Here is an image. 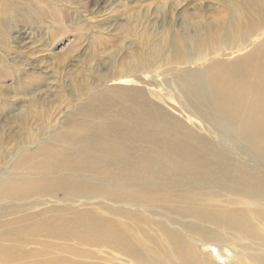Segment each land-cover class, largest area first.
Listing matches in <instances>:
<instances>
[{"label": "rangeland", "instance_id": "374dc122", "mask_svg": "<svg viewBox=\"0 0 264 264\" xmlns=\"http://www.w3.org/2000/svg\"><path fill=\"white\" fill-rule=\"evenodd\" d=\"M232 15L258 22L264 39V0H0V264H176L155 235L157 225L145 220L143 208L157 213L151 191L128 176L130 164L153 152L158 166L181 182L199 174L200 166L187 163L224 161L248 179L235 186L264 192V166L231 132L238 119L258 121L254 132L264 136V110L255 107L264 102V52H255L251 64L240 61L251 47L229 55L250 37L244 26L237 33L227 24ZM202 37L211 39L207 47L190 42ZM182 39L185 56L169 60ZM147 58L153 62L142 69ZM129 67L135 75L146 70L161 96L106 82ZM217 81L224 86L215 92L208 85ZM146 109L163 116L156 122ZM155 124L162 126L159 136L168 134L163 141L151 138L154 129L145 131ZM176 135L194 139L193 162L170 158L179 150ZM115 167L117 175L101 178L102 170ZM84 180L88 189L81 188ZM215 185L223 189L205 203L231 211L243 227L228 229L223 243L207 239L214 227L204 222L175 219L179 230L194 246L208 243L203 247L221 264L225 248L234 247L236 264H264L263 200ZM177 187L183 194L195 183ZM159 209L176 218L166 206ZM95 220L113 224L119 235L82 238ZM201 223L192 228L197 236L188 237L185 227Z\"/></svg>", "mask_w": 264, "mask_h": 264}, {"label": "bare ground", "instance_id": "6f19581e", "mask_svg": "<svg viewBox=\"0 0 264 264\" xmlns=\"http://www.w3.org/2000/svg\"><path fill=\"white\" fill-rule=\"evenodd\" d=\"M227 24L228 25L230 24L231 28L237 26L235 28L237 33L240 32V29L243 28V26L246 28V31L250 33L249 35L250 37L241 40L240 43L237 44V49L232 50V52L229 53V55L237 52H242L246 50L248 47H251V49L248 50L249 51L248 53H243V56L245 55V57L242 60H240V61H245L246 64H251L253 62L254 56H257L254 54L255 52H264V39L262 36H257L259 30H256V28L259 23L253 21L249 16L241 17L240 15L237 16L232 15L230 21ZM194 39H191L190 41L193 45L194 44L196 45V42H200L202 45L206 47L211 41V39L210 41L209 40L206 41L203 37L194 38ZM243 44H247V45H243ZM185 47L187 46L183 43V39H182L180 41L179 47L175 48L171 52V54H168V59L173 61L181 56H185L184 55ZM156 53H158V51L151 54L150 56H154L155 58ZM154 58L145 59L144 61L139 63V66H141L142 69L148 68L153 62ZM256 67L260 68L261 66L259 63H257ZM129 70L122 71L111 76V78H109L106 82H111L112 85H114L112 86L114 89H123V90H129L131 85H140L145 89H147L148 91H150L151 93H156L157 94L156 96H161V90L159 86L153 83L151 77L148 76L149 74H147L146 70H144L141 74L138 75L134 74L133 67H129ZM214 73L218 78L223 75L222 71H215ZM223 86L224 85L219 81L211 82V84L208 85V87L214 90L215 92L223 88ZM255 107H257L259 110H264V102L255 104ZM236 109L237 108L235 105L229 107L227 110V115L228 116L234 115L232 113H236ZM145 112H146L145 115L148 116L149 118L155 117L154 119L156 122L159 121L156 117L163 116L161 110L147 111L146 109ZM223 115L227 117L224 113ZM236 122H237L235 126L236 128L231 132L238 139L243 140L248 147H250V150L254 153L255 156L259 157L258 159L260 160V163L262 164V166H264V157H263L264 145H260V143L262 142L260 140L264 138V136L261 131L254 132L259 126V122L254 121L250 125L246 124L241 119H238ZM146 127H147L145 129L146 132L153 129L156 131L155 135H150L152 139H158L159 141H163L166 137H168V134H161L162 136H159L158 132L160 131V128L158 127H162V126L155 124V125H148ZM210 133L215 134L214 130H212ZM180 139H184V140H180ZM173 140L178 142L179 150L172 151L173 155L170 158L177 159L185 156L188 160H190V162H193L195 159L198 158L197 147L195 146L194 139L192 137L176 135L173 138ZM250 141L256 144H253ZM141 156H143V154H141ZM82 157L85 158L84 155H82ZM169 159L163 160L164 163H167ZM75 161L79 164L78 157L75 158ZM67 163L70 162L68 161ZM187 164H195L200 166V168L198 170L199 174L196 176V178H192L189 181V182L193 181L195 183V188L193 190L184 189L183 194L180 193L179 188L177 186H182L184 184L186 185L189 182H181L179 180H176L172 178L168 173L163 171V169L161 168L162 165L158 166L157 164V158L154 152L151 155H148L146 158H137L132 164H130L129 168L131 169V173L128 176H133L137 178L139 180V184L141 187H145L151 191L148 200L152 201L153 203L152 209H155L157 213L152 215L150 212H148L146 208H143V214L146 217L145 220L148 221L149 224H151V226L157 225V227L154 229V232L156 233L155 235L156 237H161V239L163 238L165 240L168 248L171 249L173 254L170 256L172 260L176 262V264H200L202 263V261L206 262L205 264H221L219 263V261L221 262V259H218L219 260L218 261L217 259L214 258L215 257L214 255L208 252L207 249L208 247L207 248L203 247V245L206 246L208 243L204 242L200 244V246H194L193 244L189 243L190 241H188L183 235V233H185L184 228H183V232L179 230V227L182 225L181 223L183 221H187L188 223L204 222L208 225L209 224L211 226L213 225L214 228L208 227V232L209 234H212L214 238L207 237V239H211V240L219 239L221 241L222 239H225L230 233L228 229H239L242 228L243 225L233 220L232 217L233 215L231 211L224 210L219 208L218 206H212L205 203V200L208 197H210L211 194L218 195L220 192L219 190L223 189L221 186L217 188L215 183L220 182L221 185L226 184L227 186L225 189H234L241 192H245L246 195L250 196L253 200L260 199L263 200V202H264V192L260 191L257 186L256 187L250 186L246 188L235 186L234 181L242 180L248 182V179L245 178L244 176H241L240 173L230 172L231 169L229 168L227 162L215 161L214 165H211V163L206 161H202L198 163H187ZM117 170H118L117 167L112 169H104L101 171V178L104 180H109L107 178H110L112 175L118 174ZM210 176L212 178H209ZM215 179H217V181ZM65 181H67L66 185H69L68 182H73L67 179H65ZM260 182H264V178L261 179ZM89 185L90 184L86 180H84L81 183V188L88 189ZM72 186H74L72 191V196L76 198L79 195L78 194L79 192H77L79 188L75 187L76 185H74V183ZM167 190H172L176 192L178 198L176 200H168L167 198H165V196L168 195ZM165 206L168 211H171L176 215V218L173 216H172L173 218L168 217L167 214H158L159 212H162L159 208H163ZM254 210L257 212H262L257 208H255ZM233 211L239 212L237 210H233ZM187 217H191L192 220L188 221L186 219ZM175 219L181 220L180 221L181 223L177 222V220ZM201 225L202 223L196 227H190V226L185 227L186 231L188 232V237L192 238L193 236H195L196 233L192 230V228L201 229ZM150 230L153 229L150 227ZM102 235L115 237L119 235V231L118 228L111 223H106L103 220L101 221L95 220L94 225L90 230H83L82 232H80V236L85 239L100 237ZM200 235L206 237V235H204L203 233H200ZM108 242L111 244H115V240L111 238L108 239ZM228 242L230 243L233 242L232 245H235L236 248L237 245H240L239 243L236 244L235 241L232 240ZM221 243L223 242L221 241ZM229 250H231V252L233 253L229 252ZM222 254L225 256V261L222 264H233V261L235 263V261L237 260L235 259L232 261V259L233 258L238 259L240 251H237L235 247L225 248L224 253L222 252ZM198 255H200L201 257Z\"/></svg>", "mask_w": 264, "mask_h": 264}]
</instances>
